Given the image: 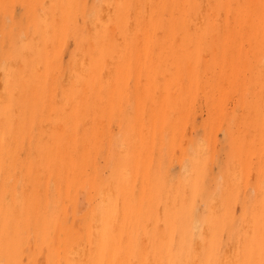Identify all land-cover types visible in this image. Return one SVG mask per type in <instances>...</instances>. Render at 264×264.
Returning <instances> with one entry per match:
<instances>
[{
    "label": "bare ground",
    "instance_id": "6f19581e",
    "mask_svg": "<svg viewBox=\"0 0 264 264\" xmlns=\"http://www.w3.org/2000/svg\"><path fill=\"white\" fill-rule=\"evenodd\" d=\"M0 264H264V0H0Z\"/></svg>",
    "mask_w": 264,
    "mask_h": 264
}]
</instances>
